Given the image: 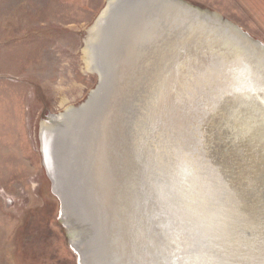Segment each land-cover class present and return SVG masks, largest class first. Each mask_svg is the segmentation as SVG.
Segmentation results:
<instances>
[{"label":"water","instance_id":"obj_1","mask_svg":"<svg viewBox=\"0 0 264 264\" xmlns=\"http://www.w3.org/2000/svg\"><path fill=\"white\" fill-rule=\"evenodd\" d=\"M86 41L95 90L39 134L77 264H264V44L186 0H108Z\"/></svg>","mask_w":264,"mask_h":264},{"label":"rangeland","instance_id":"obj_2","mask_svg":"<svg viewBox=\"0 0 264 264\" xmlns=\"http://www.w3.org/2000/svg\"><path fill=\"white\" fill-rule=\"evenodd\" d=\"M186 1L264 44V26L238 0ZM107 2L0 0V264H77L39 134L50 115L95 90L84 45Z\"/></svg>","mask_w":264,"mask_h":264},{"label":"crops","instance_id":"obj_3","mask_svg":"<svg viewBox=\"0 0 264 264\" xmlns=\"http://www.w3.org/2000/svg\"><path fill=\"white\" fill-rule=\"evenodd\" d=\"M250 14H253V18L257 20L261 27L264 22V0H238Z\"/></svg>","mask_w":264,"mask_h":264},{"label":"snow or ice","instance_id":"obj_4","mask_svg":"<svg viewBox=\"0 0 264 264\" xmlns=\"http://www.w3.org/2000/svg\"><path fill=\"white\" fill-rule=\"evenodd\" d=\"M257 90L264 92V85L260 86L259 89L256 88L251 82H249L247 87L237 88L236 91L255 93Z\"/></svg>","mask_w":264,"mask_h":264},{"label":"bare ground","instance_id":"obj_5","mask_svg":"<svg viewBox=\"0 0 264 264\" xmlns=\"http://www.w3.org/2000/svg\"><path fill=\"white\" fill-rule=\"evenodd\" d=\"M90 31H91V29H90ZM88 45H89V43L86 44V47H85V50H84V55H85L87 68L91 71V69H92L91 67H92L93 62L91 61V58H90L89 46Z\"/></svg>","mask_w":264,"mask_h":264}]
</instances>
